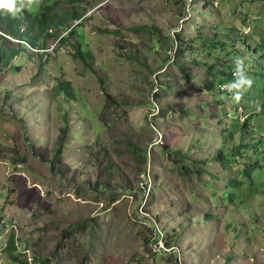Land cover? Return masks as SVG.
Instances as JSON below:
<instances>
[{"label":"rangeland","instance_id":"obj_1","mask_svg":"<svg viewBox=\"0 0 264 264\" xmlns=\"http://www.w3.org/2000/svg\"><path fill=\"white\" fill-rule=\"evenodd\" d=\"M47 4L86 21L60 44L74 18L37 28L49 50L26 46L0 76V264H264V0L6 14ZM235 56L253 80L239 103L219 89Z\"/></svg>","mask_w":264,"mask_h":264},{"label":"trees","instance_id":"obj_2","mask_svg":"<svg viewBox=\"0 0 264 264\" xmlns=\"http://www.w3.org/2000/svg\"><path fill=\"white\" fill-rule=\"evenodd\" d=\"M82 21L84 16L77 10H73L71 13L67 15L66 18H62V16L53 15L52 7H46L44 12L39 15H32V13L25 11L24 15L19 18L12 19L10 16H7L6 12L0 10V76L4 72L5 68L14 61V59L21 55L25 45L22 43H16L6 38L7 36H12L19 41H25L34 47H43L41 49H45V46H40V34L48 33L52 30V27L57 25L58 28L63 27L70 20ZM82 23L76 27L74 30H70L71 34L78 33V29L81 27ZM21 26H25V30L21 28ZM39 27L40 34L37 33V28ZM73 29V28H72ZM264 50V40L263 47ZM84 59H92L94 58L92 54H82ZM89 65L90 62H88ZM215 86L213 83L208 81V88L213 89ZM63 88L65 93L68 96H72V90L70 88V84H61L60 89ZM245 126V124H244ZM66 138H61L59 142V146L56 149V155L54 157L53 167L55 164L61 161L63 151L65 149ZM42 158H46L45 155ZM220 157H218L219 159ZM241 184V183H240ZM15 237L12 236L9 242V246L6 248V252L10 256V258L14 261H19L18 256H15L16 245H15ZM22 264H29L28 261H23Z\"/></svg>","mask_w":264,"mask_h":264},{"label":"clouds","instance_id":"obj_3","mask_svg":"<svg viewBox=\"0 0 264 264\" xmlns=\"http://www.w3.org/2000/svg\"><path fill=\"white\" fill-rule=\"evenodd\" d=\"M38 3V0H0V10H3L9 14H11L13 17H15L19 12L23 11V10H31L33 6L37 5ZM46 7H49L50 8V5H45L43 7V11L44 12V9ZM28 12V11H27ZM42 12H37V13H32V15H39L41 14ZM86 21V16H84V18L82 19V21H76L75 23L78 24V26L82 23H84ZM78 26H75L73 29L71 30H74L76 27ZM25 27V26H24ZM22 28V26H21ZM39 28V27H38ZM82 28V25L81 27ZM25 30V29H23ZM1 33V32H0ZM54 28L52 27V30L49 31V34L52 36V37H56V34H54ZM70 33L71 31L63 38H60L58 41H59V44L62 43L63 41L66 42V39L70 36ZM77 34V33H76ZM71 35H74L71 34ZM7 39L13 41V42H16V43H22L25 45V48L26 46H33V45H30L29 43L25 42V41H19L18 39L12 37V36H7L5 35ZM34 47V46H33ZM81 47H83V44L81 43ZM25 48L23 49V51L25 50ZM36 49H39L41 51H48L49 49L47 50H43L39 47H34ZM35 50V49H34ZM262 50V49H261ZM23 53V52H22ZM21 53V54H22ZM46 53V52H45ZM82 54L84 53H81V56ZM86 54H92V53H86ZM19 57V56H18ZM16 57V58H18ZM94 57V56H93ZM15 58V59H16ZM14 59V60H15ZM93 59V58H92ZM14 62V61H13ZM88 62H90L91 65L88 64ZM231 63L233 65V71H232V76H233V79L226 83V84H220L219 85V89L221 92H226L228 94H230V98L233 102H236V103H239L244 92L251 88L252 87V84H253V80L251 79V77L248 75V72H247V68H246V63H245V59L241 56H235L233 58H231ZM87 65L89 67H92L93 66V63L92 61H90L89 59H87ZM10 66V65H9ZM8 67V66H7ZM6 69V68H5ZM5 71V70H4ZM2 75V74H1ZM64 84V83H62ZM61 86V85H60ZM71 88V87H70ZM63 89V88H61ZM60 87H59V93H62V92H65V90L63 89V91H60L61 90ZM72 90V88H71ZM212 90V89H210ZM66 94V93H65ZM66 96H68L66 94ZM72 96H73V93H72ZM69 97V96H68ZM223 99H227L228 97H222ZM257 111H259V109H257ZM238 112H240V108L238 109ZM242 118H241V121H239V123L242 122L243 126L242 128L244 130H246V126H247V119L245 117V114H244V110H243V113H242ZM250 117H254V113H252L250 115ZM239 120V119H238ZM245 124V126H244ZM62 138V137H61ZM60 138V139H61ZM60 142V140H59ZM66 144V143H65ZM59 146V145H58ZM35 148H38V147H33V149ZM58 148V147H57ZM56 155V150L54 151V157ZM43 156V155H42ZM41 156V157H42ZM54 157L52 158V160L54 159ZM206 160V159H205ZM54 161V160H53ZM218 162L221 163V161L218 159L217 160ZM61 162V161H60ZM58 162V163H60ZM206 162V161H205ZM222 167V165H221ZM222 169H225L222 167ZM220 174V173H219ZM218 174V175H219ZM208 219V217H207ZM192 223H193V220H192ZM192 225L190 224L189 227H191ZM159 236V235H158ZM160 237V236H159ZM7 248V247H6ZM172 251V250H171ZM16 256V255H15ZM176 260H177V254H176ZM179 264H182V261L178 260L177 261Z\"/></svg>","mask_w":264,"mask_h":264}]
</instances>
